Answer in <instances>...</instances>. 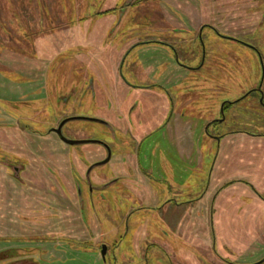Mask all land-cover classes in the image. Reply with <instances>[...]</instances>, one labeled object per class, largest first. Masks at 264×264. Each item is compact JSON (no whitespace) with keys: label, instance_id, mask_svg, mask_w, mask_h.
<instances>
[{"label":"rangeland","instance_id":"rangeland-1","mask_svg":"<svg viewBox=\"0 0 264 264\" xmlns=\"http://www.w3.org/2000/svg\"><path fill=\"white\" fill-rule=\"evenodd\" d=\"M263 18L264 0H0V264H210L199 245L211 236L218 264H264ZM117 74L137 93L131 115L130 103L118 109ZM165 86L181 111L218 119L195 142L203 164L179 174L183 163L171 160L181 188L160 178L163 154L176 151L161 131L141 144L140 169L128 174L122 161L130 136L120 131L134 132L136 120L151 126L147 93L158 109ZM69 116L103 122L65 123L83 144L46 135ZM92 140L111 151L90 172L94 186L126 177L92 192L82 186L79 198L75 184L107 154ZM5 159L23 166L20 180ZM169 197L186 208L188 227L163 222L158 207Z\"/></svg>","mask_w":264,"mask_h":264},{"label":"flooded vegetation","instance_id":"flooded-vegetation-1","mask_svg":"<svg viewBox=\"0 0 264 264\" xmlns=\"http://www.w3.org/2000/svg\"><path fill=\"white\" fill-rule=\"evenodd\" d=\"M197 27L198 28L199 27L201 28L203 26H197ZM174 29L172 27H164L160 31H164V32H166L167 30L174 31ZM175 30H177V29H175ZM142 42H144V41H140L139 43H142ZM147 42L159 43V44H161L163 46H166V47H169L170 46V45L167 44L166 41H154V40H152V41H147ZM129 49H131V48H128V50ZM122 62H123V59H122L121 63ZM144 75H147L148 78H150L152 81L154 80L153 77H150V74H149L148 71L146 73H144ZM117 76H118L119 81L122 79L121 84L123 86L122 87L123 89L121 91H118V92L114 93L116 95V98H117L118 109H121L122 110V108L125 105V103H130L129 106H128V108H127V112L130 111L128 114L131 115L132 114V110L136 106L135 103H134V99H136L137 93H135V92L133 93L131 91V89H133V88L128 83V81L126 79H124V77H120L119 74H117ZM169 78H172V76H169L166 79V81H169L170 80ZM155 85H157V83H155V81H154V83H148V86L146 85L145 88H150V87L155 86ZM85 91H86V93H90V94L92 93V91H93L92 81H91L90 85L85 86ZM252 91L257 92V94H258L257 100H259V97L262 96V94H263L262 87H255L254 90H252ZM158 92H159V95L161 94V97H162V99H159L160 105H159L158 109L152 108L153 106H151V105H154V104L151 103L153 101V95L150 92L147 93L146 101L144 102L147 107H150V110L152 109V115H155V117H156L155 120H153V124H151V126H147L142 121L136 120V126L134 128V132H132L133 130L132 131H129L127 128H122V130L120 131L121 133L128 135L127 137L130 136V139L128 140V142L130 143V144H128V147H130V149H129V151H126L125 152V156L123 158L125 160H122L121 159L122 161H125V162H123V164H125V167L128 170V174L129 173L130 174L133 173L132 171H135V170L140 169L139 150H140L141 144H143L144 141L147 138H149L153 133L158 132V131H162L165 128V126L169 122H171L177 114H182V111L178 107H176V105L174 103L175 102V99H174V96L172 95V92H171V89L170 88H168V87L165 86L163 88H159V91ZM49 95H50V92L47 90V91H45L43 93V96H44L43 98L48 101L49 100ZM61 98H62L61 99L62 104L64 102L65 103L67 102V98L66 97H64L62 95ZM165 101H167V103L163 105V102H165ZM187 101L188 102H186V103L189 105L190 102H189V100H187ZM44 105H47V104H44ZM63 106H64V104H63ZM223 111H225V107H223ZM130 115H126V120L129 123H130V121L128 120V116H130ZM184 115L185 116H193L191 114L186 113L185 111H184ZM69 117H73V116H69ZM65 118H68V117H65ZM65 118L62 117L61 119L58 120V122L55 125L50 126L48 128V133L46 135H48L49 133H53V134H56V136L60 140H62L60 138V135L55 131V129L58 127V125L60 124V122L63 119H65ZM89 118H93V117H89ZM120 118L122 120H124L122 118V114H121ZM217 120L218 119H213L212 117L209 118V119H207V123L204 126L203 135H207L210 132L209 128H210L211 124L212 123H217L216 122ZM95 122H99V121H95ZM64 125L62 126V133H63L64 136L68 137L65 134ZM135 131H138V132L146 131V133L143 135V138H139L138 136H135L136 135L135 134L136 133ZM114 134L116 135V129L114 130ZM162 137H164V136H162ZM96 143H99V144L104 145L106 147V149L109 148L108 145L106 143L102 142V141H97ZM107 153H108V150H107ZM106 156H107V154H106ZM110 157H111V151H110ZM1 162H2L1 164H3L4 167L7 168L8 171L12 174V176L14 177V179H17V180H20L21 179V172L23 170V168H22L23 166L22 165L15 164L16 163L15 161H13V160L12 161H9L7 159L1 160ZM95 163H97V162H95ZM95 163H93V164H95ZM93 164H91V165H93ZM89 167L87 168L86 175L84 177H80V180H78V182H79L78 183V185H79L78 188L76 187V184H75V191H76V194L75 195H76V197H78V194H77V191H78L79 198H80V196H81V187L82 186L83 187H88L89 190H90V192H92L97 187L98 188H101V187H105V186H108V185L110 186L114 182L118 181V179H121V178L123 179L124 177H126V175L124 173H122V174L125 175V176H123L122 174L117 173L119 175L118 177H116V178H114V179L106 182L102 186H100V185L99 186H94L93 181H92V179L90 178L89 175H90V172L92 171V169L95 166L92 167L88 171ZM117 174H115V175H117ZM4 191H6V190H4ZM76 199H78V198H76ZM80 200H82V199H80ZM77 203L79 205V210L80 209L83 210V208H84L83 201L77 200ZM50 233H53V232H50Z\"/></svg>","mask_w":264,"mask_h":264},{"label":"crops","instance_id":"crops-1","mask_svg":"<svg viewBox=\"0 0 264 264\" xmlns=\"http://www.w3.org/2000/svg\"><path fill=\"white\" fill-rule=\"evenodd\" d=\"M188 102V101H186ZM184 103V106H188L187 103ZM199 118V117H198ZM195 116H185L184 115V111H182V114H177L174 119L169 122L165 128L160 132L162 136H164V140H166V143L172 142V144L174 146H176V151L173 153H164V158L167 162V164L169 165L168 167H161L162 170L159 171V175L161 176L160 178L163 180H166V176L171 175L173 178V182L174 185L178 186V188H181L183 185L180 184V178L176 179L175 176V172L173 170V168L171 169L170 167H172L171 165V160H177L178 162L183 163L184 168L180 170L179 174H181L182 172H187L188 174H191L195 169L197 164H203L204 160L206 159L204 153L199 152L196 149V141H198V139L200 140L202 138V133L204 130V126L207 123V119L211 118V116L206 117L205 119L201 120L198 119ZM204 118V117H203ZM192 130V131H191ZM218 157V155H217ZM168 160V161H167ZM200 161V162H198ZM221 161H222V156H221ZM178 165V164H177ZM176 165V166H177ZM219 167V166H218ZM166 168V169H164ZM264 170V168H263ZM260 176L264 178V172L260 173ZM142 179V178H141ZM144 180V178H143ZM144 184V183H143ZM145 185V184H144ZM189 189H191L190 185H186ZM141 189V192H143V186L141 185V187H137ZM136 188V189H137ZM148 188V186L146 185V189ZM208 188H213V186L210 184V186ZM145 189V190H146ZM208 190V189H207ZM211 190V189H209ZM218 191V187H216L215 191ZM214 191V189H213ZM145 191L144 194L142 193V197L144 198L145 196ZM164 194V193H163ZM155 196V195H154ZM151 197V200H155L157 198H160L159 196V192L157 195V198L155 197ZM166 197H163L161 199H165ZM216 198V197H215ZM173 198L169 197L168 198V203L163 202L158 208H159V214L163 219V222L165 224H169L174 226L175 228H177L179 226V224H184L183 228L188 227L189 223H190V218L189 216H184L182 215V209L184 208V210L186 209L185 207H183L180 204H175L176 206H173L172 201ZM158 201V200H157ZM180 203V202H179ZM156 204L158 203H154V206H157ZM216 208L214 206V203L212 205L211 208V218H212V223H214V214ZM226 221H231L230 216H227L225 218ZM214 235V234H212ZM217 238L216 236L214 237H210L208 240L205 241H200V247L203 249L204 251V255H205V262H209L210 264H218V262L221 261H225L223 259V255L219 252V250L217 249ZM205 243V244H204ZM155 244V242L153 243ZM214 252H217V256H214ZM235 262H239L237 260L233 261V264H235ZM180 264H189L188 262H184L182 260H180Z\"/></svg>","mask_w":264,"mask_h":264},{"label":"water","instance_id":"water-1","mask_svg":"<svg viewBox=\"0 0 264 264\" xmlns=\"http://www.w3.org/2000/svg\"><path fill=\"white\" fill-rule=\"evenodd\" d=\"M74 119H86V120H92V121L103 122L102 120H99V119H96V118L77 117V116H75V117H74V116H73V117H68V118L63 119V120L60 122V124L58 125V127L55 129V131L60 135V138H61L65 143H67V144H73V145H74V144H83V143H87V142H89L88 140H85V139H71V138H68V137H66V136L63 135V133H62V126H63L66 122L71 121V120H74ZM92 142H93V143H96L97 141H96V140H92ZM107 150H108V153H107L106 158L103 159V160L100 161V162H97V163L91 165V166L89 167L88 171H89L92 167H94V166H96V165H100V164L106 163V162L109 160V158H110V150H109V148H107ZM105 253H106V247L104 246V247L102 248V250H101V254H102L103 258L105 257Z\"/></svg>","mask_w":264,"mask_h":264}]
</instances>
